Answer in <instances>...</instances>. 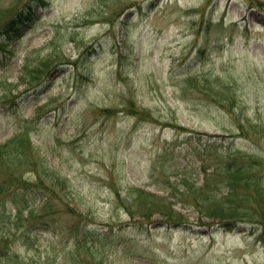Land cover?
<instances>
[{"label":"rangeland","instance_id":"1","mask_svg":"<svg viewBox=\"0 0 264 264\" xmlns=\"http://www.w3.org/2000/svg\"><path fill=\"white\" fill-rule=\"evenodd\" d=\"M255 4L0 0V26L27 14L0 33V177L21 182L0 195L21 211L0 222V264H264L249 225L192 193L228 158L264 177ZM160 197L183 224L143 202Z\"/></svg>","mask_w":264,"mask_h":264},{"label":"trees","instance_id":"2","mask_svg":"<svg viewBox=\"0 0 264 264\" xmlns=\"http://www.w3.org/2000/svg\"><path fill=\"white\" fill-rule=\"evenodd\" d=\"M255 6L261 7L258 4H255ZM261 8L263 9L264 6H262ZM24 14L27 15L25 11ZM24 14L21 13L19 19H15L14 21L12 19L3 26H0V33L5 34L14 30L16 24L22 21L23 20L22 18L25 17ZM50 63L51 60L46 62L44 66L49 68ZM228 99L229 97L227 95V98H225L224 102H226ZM215 102L218 103L219 105L223 103L221 102V100L220 101L216 100ZM23 136L25 135H20V134L16 135L9 142L3 144L2 146L4 148H8L10 147L9 143L11 145H17V143L21 141V137ZM17 156L18 157L14 159H6V161L9 162V165L11 166V167L9 166L10 168H12V164L14 163L15 160H17V166L18 164L20 165V163H22L20 159H18L19 157H21L18 155V152H17ZM255 162H252L249 167L253 168V166L256 164ZM246 166L247 165L243 162V160L238 157H235L233 159L228 158L223 160L214 169V171H212V174L216 172L217 176L219 177H209V178L206 177L205 178L206 180L204 181L203 185L195 187V189L192 191L193 198L194 201L196 202V206L198 207L199 212L201 211V208L204 209V205H211L212 207L210 208L218 209L217 211L221 212L219 214H225L230 210V212L234 213L233 214L234 217L232 220L223 221L222 222L223 226L230 228V226L235 227L237 225L239 226L242 223L250 224L251 225L250 233L253 234L256 232L257 239L264 240V177L261 172H254L252 174L249 173V176L246 177V174L248 172L247 168L250 169L248 166L247 167ZM16 183H21V182L15 180L14 176L0 177V195L3 193H7V190L9 188L16 187L17 186ZM219 184L222 186H226L227 189H229L227 193H223L221 195L216 194V192L218 191ZM240 186L241 187L244 186L252 190L246 192L245 191L239 192L238 188ZM220 188L222 187L220 186ZM228 192L230 193L228 194ZM203 193L207 194L208 196L203 195L204 198H202ZM13 195L15 196L16 194L13 193L12 195H8V196L11 198V201L13 203H17L16 198H14ZM156 198H153L154 200L152 199L151 200L148 199L147 201L144 200L143 202L146 203L147 204L146 206L149 207V206H157V205L161 206L162 205L161 203H163L164 201L166 205H162V212L163 215L166 217L165 220L167 221V223L178 224L183 222V220H180L181 217L177 214L178 212L172 209V203L169 202L166 197H160L159 199ZM205 201L209 203L206 204ZM229 202L230 204H228V206L225 207L224 205ZM20 213H21L20 210L15 214H13L11 210H8V212H4V213L0 212V222L6 221L7 219L11 218L15 220L16 223H18L19 221L18 218L21 216ZM235 217H238V219ZM199 224L204 225L206 223L200 220Z\"/></svg>","mask_w":264,"mask_h":264}]
</instances>
